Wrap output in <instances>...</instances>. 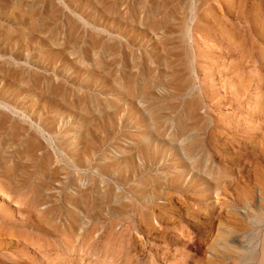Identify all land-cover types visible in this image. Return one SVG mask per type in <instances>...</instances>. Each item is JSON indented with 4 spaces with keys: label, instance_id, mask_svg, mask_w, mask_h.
Here are the masks:
<instances>
[{
    "label": "rangeland",
    "instance_id": "obj_1",
    "mask_svg": "<svg viewBox=\"0 0 264 264\" xmlns=\"http://www.w3.org/2000/svg\"><path fill=\"white\" fill-rule=\"evenodd\" d=\"M216 1L0 0V264H264V0Z\"/></svg>",
    "mask_w": 264,
    "mask_h": 264
},
{
    "label": "bare ground",
    "instance_id": "obj_2",
    "mask_svg": "<svg viewBox=\"0 0 264 264\" xmlns=\"http://www.w3.org/2000/svg\"><path fill=\"white\" fill-rule=\"evenodd\" d=\"M217 3H219V0H217L216 1ZM213 6H214V4H212ZM212 6V7H213ZM210 9H211V7H210ZM225 14H227V13H224L223 15H225ZM228 15V14H227ZM226 15V16H227ZM207 18H209V19H207ZM207 18H205V19H207L208 20V22L204 19V21H206L207 22V24H205V25H207V27H209L207 30H208V32H209V30H210V32H212V33H215V32H218V34L219 33H223V31L221 30L220 32L219 31H215V29H214V26L216 25L215 23V21H212L213 20V18L211 19V16H208ZM226 19V18H225ZM228 19V18H227ZM227 19H226V21H227ZM223 19H221V22H223L222 21ZM203 21V22H204ZM215 22V23H214ZM225 22V21H224ZM223 22V23H224ZM226 24H228V23H226ZM229 26V25H228ZM231 27H232V25H231ZM231 27H229L230 29H231ZM219 30H220V28H219ZM235 33V32H234ZM209 34H211V33H209ZM217 33H215L214 34V36L216 35ZM217 34V35H218ZM236 34V33H235ZM212 36H213V34H211ZM223 35V34H222ZM221 36V35H220ZM219 36V37H220ZM233 36H234V34H233ZM236 36V35H235ZM211 37V36H210ZM218 37V38H219ZM237 38V37H236ZM235 48H237V47H235ZM238 50V49H237ZM146 115H147V113H146ZM20 127V126H19ZM27 131V130H26ZM22 140V139H21ZM14 152V151H13ZM0 157H1V155H0ZM3 157V156H2ZM44 159H45V157H44ZM44 159H43V161H44ZM1 160V159H0ZM44 163V162H43ZM20 165V164H19ZM35 168V167H34ZM5 169V168H4ZM19 169V168H18ZM17 169V170H18ZM7 170V169H6ZM53 170H57V168H54ZM16 174V173H15ZM10 175V174H9ZM29 176V175H28ZM10 184V183H9ZM250 188L251 187H245V186H243V187H240V189H239V191H238V199H239V203L241 204V205H243L244 204V199H245V196L246 195H250L251 194V190H250ZM221 192V191H220ZM140 196V195H139ZM45 197V196H44ZM249 197H251L252 198V196L250 195ZM247 198V197H246ZM264 197H262L261 199H260V201L258 202V205H257V207H256V213H255V215H254V217H255V224H254V227L255 228H258V227H260L261 226V224H263L264 223V199H263ZM250 199V198H249ZM247 203H249L248 201H245V205L247 204ZM251 204V206H253V204L252 203H250ZM140 206V205H139ZM230 206V205H229ZM252 209L253 210H255V206H253L252 207ZM230 215V214H229ZM244 217V219H247V216L246 215H244L243 216ZM228 221V220H227ZM244 222L242 221V220H240V219H238V220H236V217L235 216H233V219H230L229 220V222H228V225L226 226V230H225V232L227 233L226 234V236L228 237V239H229V237H232V236H234V235H236V233H238V232H241L242 231V228H239V227H237L238 225L239 226H242V225H244L243 224ZM247 230H251L250 228L249 229H247ZM253 230V229H252ZM250 233V232H249ZM232 234H234V235H232ZM245 234V233H244ZM203 235V234H202ZM222 236V235H221ZM256 238H255V236H254V234H252V235H250L249 237H248V240H247V248H245V249H240V250H238V248H236L237 250H235V264H255V260H256V253H255V250H254V248H255V246H254V240H255ZM231 245H235L237 242H236V239L235 238H233V239H230V242H229ZM208 247V246H207ZM227 248H229V247H227ZM227 248H225V250L227 249ZM230 249V248H229ZM224 250V249H223ZM221 252V251H220ZM223 252V251H222ZM229 254V253H228ZM230 256V255H229ZM221 257V256H220ZM224 257H225V255H224ZM223 258V257H222ZM203 259V258H202ZM224 259H226V258H224ZM262 259H264V250H263V248H262ZM264 263V262H263Z\"/></svg>",
    "mask_w": 264,
    "mask_h": 264
}]
</instances>
